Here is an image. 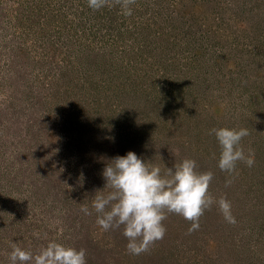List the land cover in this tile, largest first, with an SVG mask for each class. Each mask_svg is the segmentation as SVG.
I'll use <instances>...</instances> for the list:
<instances>
[{
    "label": "rangeland",
    "instance_id": "374dc122",
    "mask_svg": "<svg viewBox=\"0 0 264 264\" xmlns=\"http://www.w3.org/2000/svg\"><path fill=\"white\" fill-rule=\"evenodd\" d=\"M222 127L248 130L253 167L218 168L209 132ZM129 151L162 173L195 160L236 223L214 204L189 234L168 213L164 238L129 254L123 227L104 231L92 209L106 164ZM52 241L87 264H264V0H136L131 16L0 0V264L13 244Z\"/></svg>",
    "mask_w": 264,
    "mask_h": 264
},
{
    "label": "clouds",
    "instance_id": "9594fccd",
    "mask_svg": "<svg viewBox=\"0 0 264 264\" xmlns=\"http://www.w3.org/2000/svg\"><path fill=\"white\" fill-rule=\"evenodd\" d=\"M88 7L99 11L105 7L119 6L124 16L132 15L136 0H87ZM220 146L218 168L232 175L238 162L249 168L255 164V153L249 148L247 154L241 141L249 135L246 128H213ZM107 163L102 175L106 183V194L97 190L92 201V209L97 213L96 223L104 231L123 227V235L128 240L127 251L131 255L148 252L166 234L163 221L168 213L182 216L189 221V234L200 228V219L206 210L218 206L225 221L235 224L231 202L221 197L218 201L210 192L213 173L198 171L197 162L184 159L172 167L162 169L129 151L125 156H116ZM231 180L226 181V187ZM81 211L85 215L92 212L87 206ZM10 264H87L86 250H77L55 241L49 242L39 252L33 253L16 244L9 253Z\"/></svg>",
    "mask_w": 264,
    "mask_h": 264
}]
</instances>
